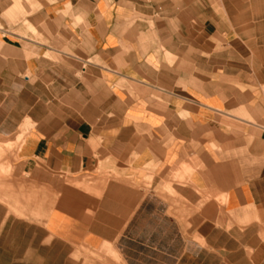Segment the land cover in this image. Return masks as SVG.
<instances>
[{
  "label": "crops",
  "instance_id": "1",
  "mask_svg": "<svg viewBox=\"0 0 264 264\" xmlns=\"http://www.w3.org/2000/svg\"><path fill=\"white\" fill-rule=\"evenodd\" d=\"M0 264H264V0H0Z\"/></svg>",
  "mask_w": 264,
  "mask_h": 264
},
{
  "label": "rangeland",
  "instance_id": "2",
  "mask_svg": "<svg viewBox=\"0 0 264 264\" xmlns=\"http://www.w3.org/2000/svg\"><path fill=\"white\" fill-rule=\"evenodd\" d=\"M7 147H9V146H7Z\"/></svg>",
  "mask_w": 264,
  "mask_h": 264
}]
</instances>
